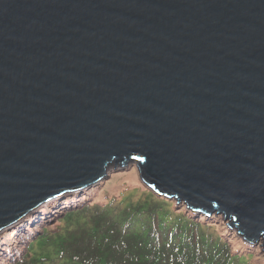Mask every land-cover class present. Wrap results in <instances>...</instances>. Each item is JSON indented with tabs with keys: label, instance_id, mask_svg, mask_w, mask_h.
I'll return each mask as SVG.
<instances>
[{
	"label": "water",
	"instance_id": "95a60500",
	"mask_svg": "<svg viewBox=\"0 0 264 264\" xmlns=\"http://www.w3.org/2000/svg\"><path fill=\"white\" fill-rule=\"evenodd\" d=\"M129 164L264 238V0H0V232Z\"/></svg>",
	"mask_w": 264,
	"mask_h": 264
},
{
	"label": "trees",
	"instance_id": "16d2710c",
	"mask_svg": "<svg viewBox=\"0 0 264 264\" xmlns=\"http://www.w3.org/2000/svg\"><path fill=\"white\" fill-rule=\"evenodd\" d=\"M141 190L128 199L106 189L96 200L91 186L71 201L45 206L0 236V264H246L255 254L244 259L212 215L198 218L185 204Z\"/></svg>",
	"mask_w": 264,
	"mask_h": 264
},
{
	"label": "rangeland",
	"instance_id": "374dc122",
	"mask_svg": "<svg viewBox=\"0 0 264 264\" xmlns=\"http://www.w3.org/2000/svg\"><path fill=\"white\" fill-rule=\"evenodd\" d=\"M142 184H144L138 174V170L137 167L134 164H129V165H125L122 167H118L116 166L115 168H111L109 170H107V176L98 181L97 183L91 185L92 187L95 188V194L94 196H92V198L99 200L102 199L105 195H106V189L107 191H110V194L113 195H118L121 193V195H126V198L128 199H135L141 192H144L141 190V188H144V190H149L152 193L156 194L155 192H153L149 187H144L142 186ZM145 185V184H144ZM89 186V187H91ZM89 187H85L82 188L81 190H66L63 193H61V195L58 198H53L50 201H47L41 205H39V207H37L34 211L30 212V216L31 215H37V213H42L44 208H49L50 204L52 203V207H54L57 203H61V202H68L71 201V199L74 196H78L81 194H85L88 193V191H86L87 188ZM141 187V188H140ZM127 192V193H125ZM162 196V195H159ZM112 197V196H110ZM165 197V196H162ZM80 198V197H79ZM91 198V199H92ZM166 198V197H165ZM170 200H173L174 203L178 204V206L184 205L185 203L181 200V201H177L175 198H167ZM112 203H116L119 204L120 198L119 199H113L111 200ZM55 202V203H54ZM46 206V207H45ZM189 209V208H187ZM196 213H198L197 217L200 218L199 214L200 213H205L208 214V216H210L213 220H215L216 224L218 225L219 229H221V232L225 235H227L226 238H228L231 242V247L233 249H235L237 252H245L243 254V258L245 259V254H247L248 252L254 251V255L249 258V260H247L246 264H264V238L263 237H259V239L256 240H247L246 238H242L241 234L237 233V237H234L230 232L231 230H237L236 226H229L228 227L230 229L224 228L223 223H227L229 219H225L220 213L213 211L212 213H208L204 210H194ZM28 214V215H29ZM43 214V213H42ZM30 216H24L22 219H20L18 222L12 224L11 226H8L6 228H4L1 232H0V236L5 234L8 231H11L13 228L17 227L19 222L25 221V217H28V219H30ZM226 224V225H227ZM248 244L250 245V249L247 251H242L243 245Z\"/></svg>",
	"mask_w": 264,
	"mask_h": 264
},
{
	"label": "bare ground",
	"instance_id": "6f19581e",
	"mask_svg": "<svg viewBox=\"0 0 264 264\" xmlns=\"http://www.w3.org/2000/svg\"><path fill=\"white\" fill-rule=\"evenodd\" d=\"M27 216H30V214H29V215L27 214ZM25 218H28V217H25ZM21 221H22V220H21ZM21 221H20V222H21Z\"/></svg>",
	"mask_w": 264,
	"mask_h": 264
}]
</instances>
